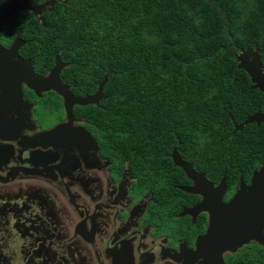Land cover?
<instances>
[{"label": "trees", "instance_id": "trees-1", "mask_svg": "<svg viewBox=\"0 0 264 264\" xmlns=\"http://www.w3.org/2000/svg\"><path fill=\"white\" fill-rule=\"evenodd\" d=\"M4 35L26 41L36 72L59 54L76 95L108 76L99 105L76 109L110 155L155 178L183 176L169 155L176 146L228 185L264 164V123L235 130L264 111V93L236 59L257 46L264 66V0H61L41 19L13 14Z\"/></svg>", "mask_w": 264, "mask_h": 264}, {"label": "flooded vegetation", "instance_id": "flooded-vegetation-1", "mask_svg": "<svg viewBox=\"0 0 264 264\" xmlns=\"http://www.w3.org/2000/svg\"><path fill=\"white\" fill-rule=\"evenodd\" d=\"M28 1L39 5L47 0ZM16 37L8 43L3 30L0 43L8 47ZM19 54L32 59L22 54V46ZM49 70L34 69L39 75ZM23 98L31 107V129L10 131L11 117L17 115L6 108L0 111V127L6 128L0 135V264H215L208 254L196 251L211 216L199 203L215 202L217 193L185 190L199 183L184 172L155 178L142 165L110 155L76 106L74 129H84L90 140L85 136L84 142L74 141L66 132L52 140L34 137L66 122L63 101L53 91L36 95L24 85ZM38 107L52 117L40 121ZM259 168L239 175L234 185L226 182L222 201L241 182L248 184ZM193 169L214 189L226 178L223 173L212 181ZM257 248L264 252L256 241L225 251L223 263L264 264L258 261L264 253Z\"/></svg>", "mask_w": 264, "mask_h": 264}, {"label": "water", "instance_id": "water-1", "mask_svg": "<svg viewBox=\"0 0 264 264\" xmlns=\"http://www.w3.org/2000/svg\"><path fill=\"white\" fill-rule=\"evenodd\" d=\"M54 5L53 0H47L42 4L34 5L28 0H10L0 3V37L7 25V20L17 12L32 13L40 15ZM26 41L16 37L8 47L0 43V111L3 108L14 110L17 116H13L9 122L12 129H31L32 119L30 105L23 98V85L36 95L42 92L53 91L59 95L63 101V108L66 112V122L56 124L48 131L39 133L41 137L52 140L60 132L75 136L74 141L84 142L83 138L90 140L89 134L82 128L74 129L72 124L74 106L99 105L103 98L102 92L108 76L98 83L94 93L83 96L75 95L67 83L61 79L62 70L68 65L63 62L59 54L54 55V64L44 75L36 74L32 59L23 58L19 54V49ZM255 49H242L236 55L238 67L245 69L255 88L264 93V66L260 61ZM264 123V111H257L247 117L243 122L236 125V128H243L245 125ZM8 124V123H6ZM6 129L5 127H3ZM0 127L1 131H4ZM3 129V130H2ZM75 133V134H74ZM33 137V138H34ZM46 156V154H44ZM173 164L182 168L190 179H193L199 186L184 188L187 191L195 192L200 189L203 195H214L217 193L215 202L207 201L199 203V207L211 213L207 232L198 240L200 246L196 252L209 255V262L215 264L223 263V253L225 251H236L250 241H256L264 246V164L250 175L248 184L240 183L233 196L223 202L222 197L226 193L225 178L214 189L206 181L203 174L193 169L192 163L184 162L180 159L176 149L170 154ZM195 189V191H194Z\"/></svg>", "mask_w": 264, "mask_h": 264}, {"label": "rangeland", "instance_id": "rangeland-1", "mask_svg": "<svg viewBox=\"0 0 264 264\" xmlns=\"http://www.w3.org/2000/svg\"><path fill=\"white\" fill-rule=\"evenodd\" d=\"M39 108V107H38ZM41 108H39V110H38V114H40L41 116H39V120L41 121V120H45L44 118H48V117H52L50 114H48V112H44L45 114H43V112L40 110ZM38 116V115H37ZM91 127H92V129L94 130V133L97 135V133L95 132V128L96 127H94V126H92L91 125Z\"/></svg>", "mask_w": 264, "mask_h": 264}, {"label": "bare ground", "instance_id": "bare-ground-1", "mask_svg": "<svg viewBox=\"0 0 264 264\" xmlns=\"http://www.w3.org/2000/svg\"><path fill=\"white\" fill-rule=\"evenodd\" d=\"M255 124H256V123H255ZM245 126H246V125H245ZM245 126H244V127H245ZM244 127H243V128H244ZM243 128H241V129H243ZM241 129H240V128H236V125H235V130H241ZM175 149L177 150V153H178V147L175 148ZM178 155H179V154H178ZM179 156H180V155H179ZM171 159H172V158H171ZM180 159H181V157H180ZM181 160H182V159H181ZM182 161H183V160H182ZM172 162H173V161H172ZM184 162H186V161H184ZM177 167H178V166H177ZM179 168H180V167H179ZM180 169L182 170V168H180ZM182 172H184V171L182 170ZM187 178H188V177H187ZM189 180H190V179H189ZM192 182H193V181H192ZM192 182H191V183H192ZM226 182H227V181H226V178H225V185H226ZM209 183H210V182H209ZM192 187H193V186H192ZM226 187H227V186H226Z\"/></svg>", "mask_w": 264, "mask_h": 264}, {"label": "clouds", "instance_id": "clouds-1", "mask_svg": "<svg viewBox=\"0 0 264 264\" xmlns=\"http://www.w3.org/2000/svg\"><path fill=\"white\" fill-rule=\"evenodd\" d=\"M35 16V15H34ZM38 17V16H37ZM64 62V61H63ZM66 63V62H65ZM53 66V65H52ZM65 83V82H64ZM71 89V88H70ZM94 93V92H93ZM103 93V92H102ZM90 94H92V93H90ZM86 95V94H85ZM79 96H81V95H79ZM172 152V151H171ZM171 154V153H170Z\"/></svg>", "mask_w": 264, "mask_h": 264}]
</instances>
